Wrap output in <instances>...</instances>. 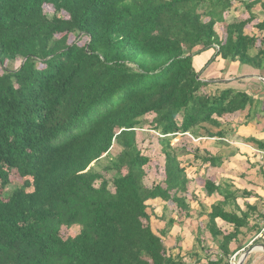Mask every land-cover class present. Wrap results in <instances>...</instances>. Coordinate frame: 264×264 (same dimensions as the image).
<instances>
[{
  "label": "trees",
  "instance_id": "trees-1",
  "mask_svg": "<svg viewBox=\"0 0 264 264\" xmlns=\"http://www.w3.org/2000/svg\"><path fill=\"white\" fill-rule=\"evenodd\" d=\"M257 1L0 0V187L12 170L23 178L0 196V264H229L245 245L238 236L252 206L238 209L227 182H200L208 195H223L199 212L211 235L221 236L218 253L208 254L200 228L184 252L178 237L165 243L174 224L194 217L188 166L221 163L197 146L185 164L186 151L173 140L225 138V116L247 109L249 122L264 112V95L215 90L202 77L217 57L264 69L260 36L244 32L250 18L227 20L235 3L249 9ZM204 51L212 53L201 60ZM17 59L18 67H8ZM149 116L163 172L150 185L151 157L137 138ZM114 144L119 151L109 155ZM149 201L162 204L160 215ZM170 203L176 214L166 219ZM153 216L161 228L153 229ZM217 217L233 230L217 227Z\"/></svg>",
  "mask_w": 264,
  "mask_h": 264
},
{
  "label": "crops",
  "instance_id": "crops-1",
  "mask_svg": "<svg viewBox=\"0 0 264 264\" xmlns=\"http://www.w3.org/2000/svg\"><path fill=\"white\" fill-rule=\"evenodd\" d=\"M248 17L250 21L245 25L244 32L249 35H259V42L261 44L258 43V46L264 48V0H258L249 9L244 4L235 3L228 13L227 20H244ZM257 50L256 48L251 49L250 54H255ZM211 53L212 51H210L208 56ZM202 56L204 55L202 54ZM202 77L204 80H212V88L215 90L229 87L237 90H248L259 97L264 95V69H255L247 64H240L238 61L217 57L204 70ZM246 110L241 113L237 111L224 117L223 126L227 132L225 138L204 137L202 138L203 142L197 139L199 143L201 142L199 146L201 148L200 155H205L203 150L206 149L210 154L220 157L221 163L218 166L211 167L209 164H201L200 159L194 162V165L197 166L194 169H198L199 167L201 176L209 177L210 180L215 181L220 186H223L222 184L225 186V182H227L230 186H225L226 191L233 190L234 192H238L235 199L238 209L245 211L246 204L252 206V210L248 211V226L241 227L240 229L241 233L238 239L243 241L245 245L233 254L237 255V258L243 250L250 245L256 244L253 243L254 240H258L257 243L264 244V233L259 236L258 233L261 229L258 230L256 228V225L262 228L264 224V148L259 147L255 141L251 140V138H254L264 142V112L258 113L253 120L245 122ZM195 192L198 196L197 200L194 201L197 208L192 210L194 217L189 218L191 222L189 219L181 218V223H177L179 226V244L182 246V252L191 248L193 235L200 228L210 248L208 254L214 255L219 252L217 243L221 236L219 235L214 238L211 235L207 226L206 215H201L199 212H202L204 209L211 211L213 203L223 201V195L217 191L208 195L204 187H201L200 192L206 198L211 199V201L206 203V200L203 201V199L199 198V194L201 193H198L196 190ZM231 201V199L228 200L225 205L227 210L233 209ZM149 202L157 203V201ZM238 209L236 210L237 213L240 211ZM155 211L160 215L162 204L157 206ZM215 225L225 233L233 230L230 223L219 217L215 219ZM249 226H254L255 229L250 230ZM204 228L208 229V236L203 231ZM235 245L236 242H232L230 247L234 248ZM233 255L229 257L228 261ZM202 262H206V259H202ZM243 264H264V252L259 248L254 249L249 253Z\"/></svg>",
  "mask_w": 264,
  "mask_h": 264
},
{
  "label": "rangeland",
  "instance_id": "rangeland-1",
  "mask_svg": "<svg viewBox=\"0 0 264 264\" xmlns=\"http://www.w3.org/2000/svg\"><path fill=\"white\" fill-rule=\"evenodd\" d=\"M46 11L49 12H53V7H51V5H45L44 6ZM230 20V19H228ZM217 28L218 31L220 33H223L224 31V26L222 24H217ZM69 42L75 41V37L73 35H70L68 38ZM84 40H81L79 42V44H83ZM210 52L204 51L202 54L204 56H202L201 60H204L208 54ZM201 55V54H199ZM198 55V56H199ZM197 60V59H196ZM196 60H194L196 62ZM22 60L17 59L14 62H11L8 64V67L10 68H16L19 66V64L21 63ZM203 74V73H202ZM213 84L211 83V85L209 86V88H212ZM151 119V117H147L145 119L146 123H144V125H142L141 128L137 129V138H138V142H139V147L141 148V150L145 153L150 155L151 157V162L148 165L147 168V176L145 178V182L150 185L154 182H159L162 179L163 176V172H162V156L160 154V145H159V137L157 136V134L150 128L149 125V120ZM204 140H202L201 142H203ZM201 142L199 143L197 141V138H192L189 135L185 134L183 136H178L177 138H175L173 140L174 145H177L181 150H185L186 153L183 154L181 156V158L183 159V163H187L188 160L190 161V159L187 158H192V154H193V150L197 147L201 145ZM183 146V147H182ZM201 149V148H200ZM119 151V148L116 144H114L112 146V148L110 149L109 155H115L117 152ZM109 155L107 156H102L98 161H96V163H94L95 168L97 169H101L103 165L108 163L109 160ZM200 162V161H198ZM190 164H192L190 162ZM193 167L188 166L187 171H189V175L193 176L195 178V180H192L190 183V192H194L195 190L198 193L200 192L201 189V180L205 179L204 177H200V170H194L195 173L192 174V168H197V166H194V164H192ZM107 177H111V173L107 174ZM23 182V178H21L17 172L15 170H12L11 174H10V183L7 185L6 188H1L0 187V196H3V193L6 192V190L12 189L15 186H19L21 185ZM191 197L190 193L188 194V197ZM199 198L203 199V201H205L206 203H208L209 201H211V199L206 198L204 194H199ZM204 202V204H206ZM194 208H197L196 206V202H192L191 203ZM160 203H157V205H155V208H157V206H160ZM172 206V207H171ZM176 207L170 203V208L167 210L166 212V219L169 218L170 216H173L174 214H176ZM173 214V215H172ZM190 220V219H189ZM191 222V220H190ZM162 222L155 219L154 216L152 218V226L153 229L156 230L157 228H161L162 227ZM182 226V225H181ZM182 228V227H181ZM184 229V228H183ZM79 230V226L76 224L73 227H71L70 229V234H75L77 233ZM179 230V226L176 224H174L173 228L171 229V232L169 233V235L165 238V243L168 247H171L173 241L175 240V238H179L178 236V231ZM204 232H206V236L209 235L208 233V229L204 228L203 230ZM179 240V239H178ZM174 252H177V250H175ZM184 252V251H183ZM238 260V258H237Z\"/></svg>",
  "mask_w": 264,
  "mask_h": 264
},
{
  "label": "water",
  "instance_id": "water-1",
  "mask_svg": "<svg viewBox=\"0 0 264 264\" xmlns=\"http://www.w3.org/2000/svg\"><path fill=\"white\" fill-rule=\"evenodd\" d=\"M256 248H259L260 250H262L264 252V244L256 243V244L250 245L248 248L243 250V252L239 255L238 262L236 264H243L245 262L247 256L249 255V253Z\"/></svg>",
  "mask_w": 264,
  "mask_h": 264
},
{
  "label": "built area",
  "instance_id": "built-area-1",
  "mask_svg": "<svg viewBox=\"0 0 264 264\" xmlns=\"http://www.w3.org/2000/svg\"><path fill=\"white\" fill-rule=\"evenodd\" d=\"M262 233H264V224H263V226H262L260 232L258 233L259 236H260ZM229 261H230V264H236V263L238 262V260H237V255H233V256L230 258Z\"/></svg>",
  "mask_w": 264,
  "mask_h": 264
}]
</instances>
